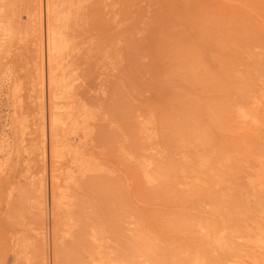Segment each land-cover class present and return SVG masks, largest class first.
Returning <instances> with one entry per match:
<instances>
[{
	"label": "rangeland",
	"instance_id": "374dc122",
	"mask_svg": "<svg viewBox=\"0 0 264 264\" xmlns=\"http://www.w3.org/2000/svg\"><path fill=\"white\" fill-rule=\"evenodd\" d=\"M100 1L67 29L76 98L56 101L53 158L49 0H0V264L18 240L45 264H264V0Z\"/></svg>",
	"mask_w": 264,
	"mask_h": 264
},
{
	"label": "bare ground",
	"instance_id": "6f19581e",
	"mask_svg": "<svg viewBox=\"0 0 264 264\" xmlns=\"http://www.w3.org/2000/svg\"><path fill=\"white\" fill-rule=\"evenodd\" d=\"M43 1V0H42ZM77 1L78 0H49V15H47V16H49L48 18H50V20H48L49 21V24H48V30H46L47 31V41H46V44L45 45H43L42 43H40V44H38L37 45V47L35 48L36 50V58L38 59V62H39V67H40V69H38V71L39 70H41V72H42V78L43 77H45V65H46V68L48 69V77H46V78H48V82H49V88H50V96L49 97H51V99L50 100H52L51 102H52V104H50V116H49V119H50V137H51V144H52V155H53V158L55 157V156H57L58 155V149H59V147L61 146V143H60V141L63 139V138H65V137H61L62 139H60L59 137L60 136H65V134H63L62 132H63V130L65 129V128H63V126L61 125V123L59 122V119H58V117L61 115V113L59 114V116L57 115V112H56V101L58 100V99H64L65 101L66 100H72L71 98H73V90H74V88H75V90H76V86L74 85V86H72V83H73V79H74V77L72 78L71 76H68V75H70V74H68V66H67V61L69 60L68 59V56H69V50H70V46H71V44L69 43V38L70 37H67V35H69L68 33H67V29H69V26H71L70 25V22H71V24L73 23L72 22V20H73V18H74V20L76 19V17H74V15L76 14V11H77ZM80 2H81V0H79ZM92 1V0H91ZM99 1V3L100 2H102V1H100V0H98ZM13 2V1H12ZM31 2V1H30ZM38 2H39V0H38ZM44 2H46V1H44ZM82 2H83V0H82ZM84 2H86V0H84ZM95 2H96V0H95ZM27 3V2H26ZM41 3V2H40ZM87 3V2H86ZM23 4H25V3H23ZM38 4V3H37ZM45 4V3H44ZM90 4H92V2L90 3ZM97 4V3H96ZM79 5H80V3H79ZM87 5V4H86ZM100 5H101V3H100ZM100 5L99 6H97V7H95L94 6V9L95 8H98V7H100ZM10 6V5H9ZM34 6V5H33ZM40 6H41V4H40ZM44 6V5H43ZM89 6V5H88ZM93 6V5H92ZM11 7V6H10ZM23 7V6H22ZM42 7V6H41ZM40 7V8H41ZM46 7H47V5H46ZM85 6L83 5V8H84ZM44 8V7H43ZM81 8V7H80ZM79 8V9H80ZM86 8H89L88 10L89 11H92V10H94V9H91L90 10V6L89 7H86ZM92 8V7H91ZM14 9V8H13ZM12 9V10H13ZM46 9V8H45ZM44 9V10H45ZM82 9V8H81ZM85 9V8H84ZM34 10V9H33ZM37 10V9H36ZM41 10H42V8H41ZM99 10H100V8H99ZM26 11V10H25ZM96 10H94L93 12H95ZM98 11V10H97ZM95 12V14H97V15H99L98 14V12ZM13 12V11H12ZM38 12V11H37ZM83 13H84V11H82ZM91 13V12H88V13H90L91 15L92 14H94V13ZM101 11H99V13H100ZM45 13V12H44ZM48 13V12H47ZM77 13H81V11L79 12V10L77 11ZM85 13L87 14V12L85 11ZM41 14H42V12H41ZM6 15V14H5ZM8 15V14H7ZM10 15V14H9ZM16 15H18V14H16ZM43 15V14H42ZM77 15V14H76ZM75 15V16H76ZM83 15L84 14H82L81 16L83 17ZM97 15H95V16H97ZM41 16V15H40ZM46 16V17H47ZM78 16H80V14H78ZM80 16V17H81ZM20 17V16H19ZM80 17H79V20H80ZM86 16H84V18L82 19V20H84V19H86L85 18ZM25 18V17H24ZM41 18H43V16L41 17ZM87 18H88V16H87ZM90 19L91 18H89V20L87 21V23L88 22H90ZM17 20H18V18H17ZM46 20V21H47ZM73 20V21H74ZM77 20V19H76ZM94 20L96 21L97 20V17L95 18L94 17ZM14 21V20H13ZM44 21V20H43ZM81 21V20H80ZM75 22H77V21H75ZM83 22H85L86 23V21L84 20ZM47 23V22H46ZM86 23V25H88ZM39 24V23H38ZM42 24V23H41ZM41 24H40V26H41ZM78 24V26L80 25V22L79 23H77ZM82 24H84V23H82ZM44 25V24H43ZM42 25V26H43ZM46 25V27H47V24H45ZM73 25V24H72ZM96 25H97V23H96ZM84 27H85V24L83 25ZM66 28V32H64V31H62L61 30V28ZM72 27H74V26H72ZM80 27V26H79ZM97 27V26H96ZM77 28L78 27H76V30H77ZM38 29V28H37ZM44 29V28H43ZM43 29H42V31H43ZM90 29V28H89ZM6 30V29H5ZM35 30V29H34ZM71 29H69V31H70ZM85 30V29H84ZM87 31H88V28L86 29ZM90 30H92V29H90ZM90 30H89V32H90ZM36 31V30H35ZM68 31V32H69ZM15 32V31H14ZM71 32V31H70ZM80 32V31H79ZM83 32V31H82ZM86 32V31H85ZM85 32H83V33H85ZM11 33V32H10ZM34 33V32H33ZM42 33V32H41ZM43 33H44V31H43ZM100 33V32H99ZM36 34V33H35ZM75 34V33H74ZM98 34V33H97ZM8 35V34H7ZM71 35V34H70ZM72 35H73V30H72ZM100 35H102V34H100ZM99 35V36H100ZM10 36V35H9ZM41 36V35H40ZM74 36V35H73ZM81 36V35H80ZM87 36V35H86ZM98 36V37H99ZM6 37V36H5ZM31 37V36H30ZM97 37V36H96ZM8 38V37H7ZM44 38V37H43ZM87 38V37H86ZM33 39V38H32ZM40 39H41V37H40ZM75 39H77V38H75ZM94 39H96V38H93V40ZM29 40V39H28ZM72 40H74L73 38H71V41ZM40 41H42V40H40ZM4 42H5V40H4ZM99 42V41H98ZM91 43V42H90ZM37 44V43H36ZM74 44H77V43H74ZM74 44H72L73 45V48H75L74 47ZM6 45V44H5ZM14 45V44H13ZM94 45V44H93ZM91 46H92V43H91ZM96 46V45H95ZM0 47H2V46H0ZM44 47H45V50H44ZM89 47H90V45H89ZM92 47H94V46H92ZM78 49V48H77ZM81 49V48H80ZM91 48H89V50H90ZM97 49V48H96ZM72 50V49H71ZM45 51V52H44ZM72 51H75V49L74 50H72ZM81 51H84L83 49L81 50ZM91 51V50H90ZM97 51L99 52V48L97 49ZM77 52V51H76ZM79 52H80V50H79ZM78 52V53H79ZM95 52V51H94ZM93 52V53H94ZM34 53V52H33ZM75 53V52H74ZM82 53V52H81ZM71 54H72V52H71ZM99 55H100V53H98ZM76 55H77V53H76ZM89 56V55H88ZM71 57H73V56H71ZM70 58V57H69ZM75 58V57H74ZM71 59V58H70ZM36 60V59H35ZM35 60H34V62H35ZM74 61V60H73ZM90 61V60H89ZM88 61V62H89ZM32 62H33V60H32ZM29 63V62H28ZM37 63V62H36ZM91 63V62H90ZM70 64V63H69ZM72 64V63H71ZM23 65V64H22ZM35 64H33V66H34ZM75 65H73V66H71L70 65V67H74ZM89 66V65H88ZM26 68V67H25ZM75 68H77L76 66H75ZM70 69V68H69ZM73 69V68H72ZM40 72V73H41ZM39 73V72H38ZM32 74H34V73H32ZM47 74V73H46ZM22 75V74H21ZM24 75V74H23ZM35 75V74H34ZM27 76L25 75V78H26ZM35 77V76H34ZM39 77H41V76H39ZM24 79V78H23ZM45 80V79H44ZM43 80V81H44ZM76 80V79H75ZM27 81V80H26ZM77 81V80H76ZM25 82V81H24ZM14 84V83H13ZM74 84H76V83H74ZM76 85H78V84H76ZM27 88V87H26ZM25 88V89H26ZM79 88H81V87H79ZM44 89H45V81H44ZM77 90H80V89H77ZM43 92H45L44 90H43ZM78 92V91H77ZM76 92V93H77ZM21 93V92H20ZM46 93V92H45ZM44 94V93H43ZM42 94V95H43ZM78 94V93H77ZM46 94H44V96H45ZM80 97V96H79ZM76 98V97H75ZM75 98L72 100L73 101V103H74V100H75ZM77 101V100H76ZM21 102V101H20ZM25 102V101H24ZM23 102V103H24ZM58 102V101H57ZM61 102V101H60ZM31 103V102H30ZM29 103V104H30ZM63 103V102H62ZM25 104V103H24ZM71 104V103H70ZM79 104V103H78ZM63 105H65V103L63 104ZM17 106V105H16ZM31 106V105H30ZM69 106V105H68ZM73 106V105H72ZM81 106V105H80ZM19 108H20V106H18ZM67 108V107H66ZM69 108V107H68ZM73 108H74V106H73ZM72 108V109H73ZM81 108V110L83 109V108H85V107H80ZM62 109V108H61ZM72 109L70 110V111H72ZM74 110H76V108H74ZM80 110V109H79ZM79 110L77 111V113L79 112ZM32 111V110H31ZM30 111V112H31ZM28 112V111H27ZM40 118H39V124H40V127L42 126V128H40L41 129V132L42 133H44V131H46V130H44V126L46 125V108H45V104H44V102H43V104H42V106H41V109H40ZM68 112V111H67ZM81 112V111H80ZM80 112L78 113V114H80ZM71 113H73V111L71 112ZM76 112H74L73 114H75ZM76 113V114H77ZM83 113H84V111H83ZM32 114V113H31ZM66 114V113H65ZM82 114V113H81ZM28 115H29V113H28ZM84 115V114H83ZM83 115H81V116H83ZM88 115H90V114H88ZM58 116V117H57ZM62 116H64V115H62ZM76 116V115H75ZM79 116V115H78ZM87 116V114L85 115V118H88V117H86ZM24 117V116H23ZM69 117H71V115L69 116ZM73 117H74V115H72V119H73ZM77 117V116H76ZM91 117V116H90ZM90 117L88 118L89 120H90ZM82 118H84V116L82 117ZM84 118V120H86ZM28 119V118H27ZM62 119H67V118H65V116L62 118L61 117V120ZM77 119V118H76ZM63 120V121H64ZM78 120H79V117H78ZM89 120L88 121H86L87 123L89 122ZM15 122L17 121L16 119L14 120ZM25 121V120H24ZM68 122H70V119L68 120ZM68 122L66 123V124H68ZM73 121H71V123H72ZM75 122H78L79 123V121H75ZM70 123V124H71ZM81 123L83 124V121H81L80 122V127H81ZM84 123H85V121H84ZM72 124H74V123H72ZM77 124V123H76ZM19 125V124H18ZM17 125V126H18ZM69 125V124H68ZM85 125H86V123H85ZM17 126L15 127V128H17ZM67 126V125H66ZM75 126V125H74ZM39 127V126H38ZM46 127V126H45ZM71 127H72V125H71ZM73 128V127H72ZM70 130V129H69ZM79 130V128H78V124H77V126H75L74 128H73V130L70 132V133H72V134H70V133H68V134H70V135H73L75 132V135L77 134L78 135V133H77V131ZM40 131V130H39ZM82 131V130H81ZM64 132H65V130H64ZM16 133H18V131H16ZM41 134V133H40ZM45 134V133H44ZM46 135V134H45ZM68 136V135H67ZM69 137V136H68ZM68 137H67V139L66 140H64L63 142L64 143H66V145L64 144V143H62L63 145H65L66 146V148L68 147L67 145H69L68 144V142L70 143V139H68ZM73 138V137H72ZM75 139H76V137H75ZM27 140V139H26ZM39 141V140H38ZM37 142V141H36ZM40 142V141H39ZM65 146H63V149H64V147ZM23 148V147H22ZM68 149H69V147H68ZM67 149V150H68ZM22 150V149H21ZM72 151V150H71ZM70 151V152H71ZM25 152V151H24ZM68 152H69V150H68ZM122 153H124V152H122ZM136 153V152H135ZM63 154H64V151H63ZM74 154V153H73ZM132 154V153H131ZM67 155V154H66ZM69 155H71L70 153H69ZM128 156H129V154H127ZM68 156V155H67ZM66 156V157H67ZM77 156V155H76ZM135 157H136V155H134ZM82 157V156H81ZM129 157H131V156H129ZM134 157V158H135ZM62 158H63V156H62ZM57 159V158H56ZM61 159V158H60ZM82 159H84V157L82 158ZM131 159V158H130ZM55 160V159H54ZM63 161V160H62ZM75 162V161H74ZM82 161L80 160V163H81ZM58 163V162H57ZM76 163H77V161H76ZM86 163V162H85ZM144 163V162H143ZM147 163V162H146ZM78 164V163H77ZM145 164V163H144ZM59 165V164H58ZM86 165V164H85ZM147 165H148V163H147ZM78 166V165H77ZM76 166V167H77ZM83 166V165H82ZM82 166H81V168H82ZM144 166H146V164L145 165H143V167ZM11 167V166H10ZM85 167H87V166H85ZM148 167H152V163H151V166H150V163H149V166ZM9 168V167H8ZM79 169H80V167H79ZM55 170H56V168H55ZM90 170V169H89ZM7 171V170H6ZM53 171H54V169H53ZM52 171V172H53ZM80 171H83V168H82V170H80ZM133 171V170H132ZM141 171H143V170H141ZM143 172H145V169H144V171ZM141 173V172H140ZM142 175H148V173H141ZM55 175V174H54ZM54 175H52V176H54ZM59 175V174H58ZM134 176L135 175H137V174H133ZM162 175V174H161ZM133 176V177H134ZM139 176H140V174H139ZM144 176H143V178H144ZM25 177H27V176H25ZM142 177V176H141ZM53 178V177H52ZM137 178H139V177H137ZM70 179V178H69ZM134 179H135V177H134ZM56 180H59L57 177H55L54 179H53V186H54V188H55V193H56V201L61 205V203H63V200L65 199V197L63 196V192H61L60 191V185L58 184V181H56ZM139 180V179H138ZM143 181H144V179H142ZM73 181V180H72ZM135 181V180H134ZM23 182V181H22ZM144 182H146V183H148L146 180L144 181ZM26 183V182H25ZM68 184V183H67ZM74 184V183H73ZM202 184V183H201ZM25 185H27V183L25 184ZM30 185V184H29ZM32 186H33V184H31ZM31 186V187H32ZM9 187V186H8ZM22 187V186H21ZM36 187V186H35ZM35 189V188H34ZM6 191V190H5ZM35 191V190H34ZM36 192V191H35ZM23 193V192H22ZM45 194H46V185L44 184V182H41L39 185H38V189H37V203H38V206H37V203H36V206L37 207H39L40 208V210L43 212V213H45V207H46V196H45ZM69 199V198H68ZM29 200V199H28ZM66 200H67V198H66ZM70 202V201H69ZM34 205V204H33ZM63 205V204H62ZM6 206V205H5ZM5 206H4V208H5ZM35 206V205H34ZM72 206V205H71ZM60 207H62V206H60ZM66 207V206H65ZM64 207V208H65ZM38 208H36L35 207V210H37ZM59 209V208H58ZM45 210V211H44ZM38 211H39V209H38ZM37 212V211H36ZM35 212V213H36ZM7 213V212H6ZM58 213V212H57ZM40 214V216H42L41 215V213H39ZM51 214V213H50ZM15 215V214H14ZM10 216V215H9ZM49 217V216H48ZM63 217V216H62ZM43 218V217H42ZM41 218V219H42ZM39 219V218H38ZM43 220V219H42ZM17 223V222H16ZM37 224V223H36ZM38 226V225H37ZM40 226H41V223H40ZM71 226V225H70ZM74 227V226H73ZM36 229H38V228H36ZM41 230V229H40ZM40 230L38 229L37 230V235H35V236H39L38 234H39V232H40ZM12 231V230H11ZM39 231V232H38ZM259 230H257V232H258ZM41 232H43L42 230H41ZM40 232V233H41ZM255 232V231H254ZM260 232V231H259ZM35 233H36V231H35ZM47 233V232H46ZM42 235H43V233H41ZM241 235V234H240ZM22 237H24V236H22ZM22 237L20 238V240L22 239ZM27 237V236H26ZM237 237V236H236ZM253 237V236H252ZM40 238V237H39ZM61 238V237H60ZM223 238V237H222ZM240 239H241V237H239ZM24 239H26L25 237H24ZM38 239V238H37ZM51 239V238H50ZM59 239V238H58ZM224 239V238H223ZM259 239V238H258ZM258 239H256V241L258 240ZM23 240V239H22ZM35 240V239H34ZM16 241V240H15ZM36 241H39V239L38 240H36ZM222 241V240H221ZM220 241V242H221ZM19 242V243H18ZM18 245H16V252H15V257H14V262H15V264H45V254L44 253H42L40 256H39V262H38V260H37V262H36V260H32V259H34L33 257H29V255H28V253H27V251H28V248H30V247H28L27 248V245L26 244H24L23 242H22V244L20 243V241L18 240ZM58 242H60V241H58ZM259 242V241H258ZM16 243V244H17ZM25 243H29V242H26L25 241ZM31 243H32V241H31ZM30 243V244H31ZM36 243H38V242H36ZM40 243V242H39ZM77 243V242H76ZM35 244V243H34ZM236 244V243H235ZM33 247V249L34 248H36L37 247V245H39V244H36V247H34V245L33 244H31ZM77 245V244H76ZM30 246V245H29ZM44 246V245H43ZM99 246V245H98ZM38 248V247H37ZM224 248V247H223ZM31 249V248H30ZM33 249H31V250H33ZM260 249H262V248H260ZM40 252V251H39ZM42 252V251H41ZM40 252V253H41ZM38 252L37 251H35V255H33L34 257L36 256V254H37ZM58 253H59V251H58ZM30 254V253H29ZM33 254V253H32ZM234 254H237V253H234ZM241 255V254H240ZM37 257V256H36ZM236 258V257H235ZM35 261V262H34ZM61 261V260H60ZM255 262H257L256 260H255ZM256 264H258V263H256Z\"/></svg>",
	"mask_w": 264,
	"mask_h": 264
}]
</instances>
